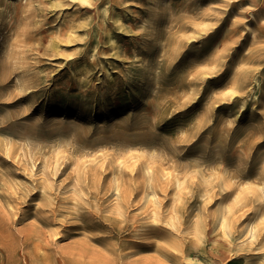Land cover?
<instances>
[{"label": "rangeland", "instance_id": "1", "mask_svg": "<svg viewBox=\"0 0 264 264\" xmlns=\"http://www.w3.org/2000/svg\"><path fill=\"white\" fill-rule=\"evenodd\" d=\"M0 35V264H264V0H0Z\"/></svg>", "mask_w": 264, "mask_h": 264}, {"label": "bare ground", "instance_id": "2", "mask_svg": "<svg viewBox=\"0 0 264 264\" xmlns=\"http://www.w3.org/2000/svg\"><path fill=\"white\" fill-rule=\"evenodd\" d=\"M17 7H18V5H17ZM18 9V8H17ZM105 11V10H104ZM56 12V11H55ZM1 36V35H0ZM187 51V50H186ZM238 58L236 57V60H237ZM198 60V59H197ZM235 60V61H236ZM202 61V60H201ZM241 61V60H240ZM178 64V63H177ZM27 65V64H26ZM16 73V72H15ZM14 73V74H15ZM207 76V75H206ZM213 76V75H212ZM13 77V76H12ZM210 77V76H209ZM15 85V84H14ZM23 86V85H22ZM30 87V86H29ZM41 88V87H40ZM30 92V91H29ZM252 93V92H251ZM23 96V95H22ZM18 97V96H17ZM7 218V217H6ZM8 223V222H7ZM34 227V226H33ZM35 227H37V226H35ZM9 229H10V227H9ZM37 229H39V228H37ZM12 230V229H11ZM24 233V232H23ZM26 234V233H25ZM37 234V233H36ZM255 233L253 232V235H254ZM10 235V234H9ZM28 235V234H27ZM36 236V235H35ZM13 240V239H12ZM24 241V240H23ZM3 248V247H2ZM3 250V249H2Z\"/></svg>", "mask_w": 264, "mask_h": 264}]
</instances>
